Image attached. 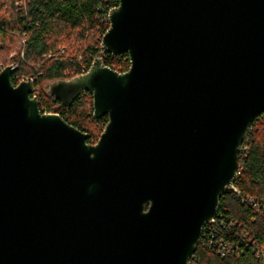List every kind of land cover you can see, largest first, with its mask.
<instances>
[{"label": "water", "instance_id": "95a60500", "mask_svg": "<svg viewBox=\"0 0 264 264\" xmlns=\"http://www.w3.org/2000/svg\"><path fill=\"white\" fill-rule=\"evenodd\" d=\"M108 21L101 53L128 70L97 57L42 87L91 95L94 144L0 71V264H187L234 191L264 114V0H118Z\"/></svg>", "mask_w": 264, "mask_h": 264}, {"label": "trees", "instance_id": "16d2710c", "mask_svg": "<svg viewBox=\"0 0 264 264\" xmlns=\"http://www.w3.org/2000/svg\"><path fill=\"white\" fill-rule=\"evenodd\" d=\"M117 5L118 0H0V71L15 67L14 86L31 78L40 112L58 114L86 133L90 144L107 123L106 116L93 117L91 95L82 93L65 107L45 96L42 87L86 73L97 57L118 73L128 70L127 55L100 49L109 12ZM238 168L237 192L221 197L213 230L214 240L232 243L234 251L220 256L199 243L193 254L196 264H262L255 255L257 246L264 247V114L254 119L242 142Z\"/></svg>", "mask_w": 264, "mask_h": 264}, {"label": "built area", "instance_id": "2783aa9c", "mask_svg": "<svg viewBox=\"0 0 264 264\" xmlns=\"http://www.w3.org/2000/svg\"><path fill=\"white\" fill-rule=\"evenodd\" d=\"M239 172L240 171L238 168L236 176H235V180H236ZM234 192H237V190L235 188H234ZM249 202L253 203V201L251 199H249ZM221 226L224 227L223 225H221ZM214 229H215V218L208 221L206 223V225L203 227L199 243H201V245L208 246L210 249H212L214 252H216L220 256H224L225 254L226 255L232 254V252L234 251V249H233L234 245L232 243L224 241L221 238L218 239L217 241H215L214 240V233H213ZM255 256H256V258H259L261 260L262 264H264V247L263 246L262 247H260V246L256 247V255ZM187 264H196V259L193 257V255L191 256V258L189 259Z\"/></svg>", "mask_w": 264, "mask_h": 264}, {"label": "rangeland", "instance_id": "374dc122", "mask_svg": "<svg viewBox=\"0 0 264 264\" xmlns=\"http://www.w3.org/2000/svg\"><path fill=\"white\" fill-rule=\"evenodd\" d=\"M10 66V65H9ZM14 67V66H13Z\"/></svg>", "mask_w": 264, "mask_h": 264}]
</instances>
